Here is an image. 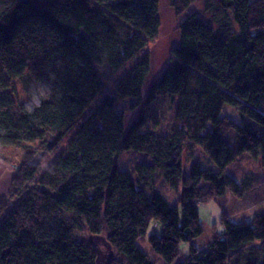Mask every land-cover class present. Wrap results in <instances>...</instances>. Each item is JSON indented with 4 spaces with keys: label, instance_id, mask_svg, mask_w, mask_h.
I'll list each match as a JSON object with an SVG mask.
<instances>
[{
    "label": "trees",
    "instance_id": "1",
    "mask_svg": "<svg viewBox=\"0 0 264 264\" xmlns=\"http://www.w3.org/2000/svg\"><path fill=\"white\" fill-rule=\"evenodd\" d=\"M167 1L178 18L199 1L202 11L178 22L144 95L159 0H0V161L16 170L0 197V264H154L126 253L139 240L162 264H264V212L224 214L221 234L203 249L193 243L203 232L197 204L264 183V0ZM251 98L260 124L221 116ZM158 99L173 116L163 132ZM194 148L214 169H187ZM129 151L151 163L119 170ZM242 156L262 174L236 181L227 170Z\"/></svg>",
    "mask_w": 264,
    "mask_h": 264
},
{
    "label": "rangeland",
    "instance_id": "2",
    "mask_svg": "<svg viewBox=\"0 0 264 264\" xmlns=\"http://www.w3.org/2000/svg\"><path fill=\"white\" fill-rule=\"evenodd\" d=\"M159 1V15L161 20L159 35L145 49V52L150 55L151 71L145 83L143 92L144 95L147 93L149 87L161 75L168 64L170 49L178 42V34L176 31L178 22L185 19L192 12L197 11L199 14H201L202 11V1H199L191 9H189L187 13L178 18L170 8L167 0ZM21 89L22 86L18 84L16 95L20 98L24 95V92H22ZM160 101L161 99H158L153 106V113L159 116L156 130L158 132H163L166 131V128L172 121L173 116L169 103L164 101L159 104ZM135 116L136 114L133 113L131 115L132 118H130V121L134 119ZM221 116L228 117L237 122L240 121V117H243L252 123H261L259 111L257 110L255 102L252 98L246 102H240L238 104V109H234L225 105L221 111ZM4 149V151H8L7 148ZM55 155L56 154H51L49 161H51ZM47 158V154H40L35 158L34 162L40 163V168H42L45 166V160H47ZM185 162L187 164V169L191 163L195 162L201 163L204 168L214 169L213 164L208 160L200 148H194L193 157L186 152ZM140 163H151V159L141 153H135L131 151L123 152L118 158V169L121 171L131 169L134 167V165ZM227 171L236 181H239L242 174L245 172L251 171L262 174L258 165L247 156H242L235 163H233V165L230 166ZM158 188L171 204L177 201L176 194L171 192L161 180L158 181ZM197 209L203 232L200 237L194 239L193 243L196 247L203 249L211 242L215 233L221 234L223 232V226L221 225L220 220L224 214L228 216V220L230 222H238L243 220L249 221L256 214L264 212V183L255 187L253 190L242 195L241 197L234 196L229 193V191H226V193L221 197H215L213 199L207 200L206 202L197 204ZM107 219L110 220L109 213L107 214ZM150 233L159 235L160 228L153 226L152 224L149 230V234ZM188 248L189 244L181 245V253L183 258L188 256ZM126 253H139L141 256H148L154 264H162L161 259L152 253L149 244L144 240L137 241L126 250Z\"/></svg>",
    "mask_w": 264,
    "mask_h": 264
},
{
    "label": "crops",
    "instance_id": "3",
    "mask_svg": "<svg viewBox=\"0 0 264 264\" xmlns=\"http://www.w3.org/2000/svg\"><path fill=\"white\" fill-rule=\"evenodd\" d=\"M14 165V163L8 164L0 161V197L6 196L9 193L11 182L16 173Z\"/></svg>",
    "mask_w": 264,
    "mask_h": 264
},
{
    "label": "built area",
    "instance_id": "4",
    "mask_svg": "<svg viewBox=\"0 0 264 264\" xmlns=\"http://www.w3.org/2000/svg\"><path fill=\"white\" fill-rule=\"evenodd\" d=\"M18 166H16V168H17Z\"/></svg>",
    "mask_w": 264,
    "mask_h": 264
}]
</instances>
